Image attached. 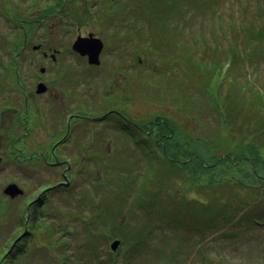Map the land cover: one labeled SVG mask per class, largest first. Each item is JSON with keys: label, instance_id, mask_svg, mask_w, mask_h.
<instances>
[{"label": "rangeland", "instance_id": "rangeland-1", "mask_svg": "<svg viewBox=\"0 0 264 264\" xmlns=\"http://www.w3.org/2000/svg\"><path fill=\"white\" fill-rule=\"evenodd\" d=\"M123 5L126 33L132 32L133 40L124 50L140 53L152 64L148 84L156 91L148 90L157 97V112L174 115L180 126L183 120L187 123L183 132L176 128L169 143L176 147L184 139L186 146L143 155L59 152L67 155L77 180L68 200L74 197V209L69 205L70 211L58 217L60 203L69 194L45 187L60 181V172L40 167L34 158L28 162L39 154L30 144L48 140L47 132L53 129L49 116H36L43 121L36 130L39 134L24 137L36 128L35 116L6 110L7 105L17 107L21 102L12 99L6 78L2 79L0 261L5 252L16 253L21 245L22 264H264V180L256 183L262 192L240 185L230 188L231 180L248 178L244 183L253 184L252 175L258 177V172L264 177V167L256 170L264 166V0H125ZM13 58L0 53V63ZM72 105L67 101L68 110ZM249 147L262 149L250 153L245 151ZM186 149L197 151V160L208 166L218 159H234L232 175L223 185L207 186L214 172L224 180L225 171L215 164L200 181L192 177L191 183L203 187L201 191L191 187L179 167L185 163ZM259 155L262 161L253 162L251 158ZM10 183L24 194L5 195ZM256 198H263L261 206L254 204ZM191 201L209 204L208 213L214 215L230 202L235 211L229 220L203 228L205 211L195 212L193 218L191 211L190 217L184 213L185 203ZM117 239L121 243L113 251L110 244Z\"/></svg>", "mask_w": 264, "mask_h": 264}, {"label": "flooded vegetation", "instance_id": "flooded-vegetation-1", "mask_svg": "<svg viewBox=\"0 0 264 264\" xmlns=\"http://www.w3.org/2000/svg\"><path fill=\"white\" fill-rule=\"evenodd\" d=\"M123 4L125 0H0V53L15 56L6 64L1 61L4 76L0 75V83L6 78V90L21 102L17 107L7 105L6 110L35 116L36 128L23 133L24 137L39 134L36 130L43 121L36 116H49L53 129L47 132L48 140L30 144L39 154L28 162L34 158L40 167L60 172V181L45 187L69 194L60 203L58 217L74 209V197L70 203L68 200L77 180L67 155L60 157L59 152L140 151L143 155L159 148L166 152L186 146L184 139L176 147L169 143L176 128L183 132L187 123L183 120L180 126L174 115L157 112V97L148 90L156 91L148 84L152 64L140 53L124 50L133 40L132 32L126 33ZM94 40L103 43L96 63L89 56L94 52L90 48ZM79 41L87 45L83 53L75 48ZM27 56L37 58L22 63ZM67 101L73 110H68ZM61 107L63 112L58 111ZM26 149H30L28 143ZM74 218L72 224L76 225Z\"/></svg>", "mask_w": 264, "mask_h": 264}, {"label": "trees", "instance_id": "trees-1", "mask_svg": "<svg viewBox=\"0 0 264 264\" xmlns=\"http://www.w3.org/2000/svg\"><path fill=\"white\" fill-rule=\"evenodd\" d=\"M255 148H257L258 150L259 149H262V147H249V148H247L245 151H249L250 153L253 151V149H255ZM240 150H242V148H240ZM239 154H241V151H240V153ZM184 155V156H183ZM195 155H198L197 154V151H195V150H189V149H186L185 151H183L182 152V156H183V158L185 159V163H183L181 166H179L182 170H183V172H184V179H185V181L188 183V182H190V183H188L189 185H191V187L193 186V187H198V189L201 191L202 189H203V187H201L199 184H197V185H193V183H191L192 181H193V179H192V177L195 179V180H201L204 176V174L207 172L208 173V171H210V170H212V168H213V165H219V166H221L222 167V171H225V173H223L222 172V174H223V176H222V178L224 179V180H221L220 178H218L216 175H217V173H212V175H211V177H212V180L211 181H209V183H208V185L207 186H209V187H215V186H219V185H223L224 184V182H226V179L227 178H229V175L231 174L232 175V171H233V165H235V164H232L233 163V161H234V159L232 160L231 159V162H227V161H229V160H227V158H225V159H221L220 161H219V159L217 160V163H215V164H213V165H210V166H208V165H205L204 163H203V161H199V160H197V158L195 157ZM229 155H230V153H229ZM255 156V154L253 155V157ZM238 159H240V158H238ZM247 159H249V158H247ZM251 159H253L254 161L253 162H255V161H257L258 160V163H260V161H262V157L259 155V157H256V158H251ZM261 159V160H260ZM191 161H193L192 163H191ZM236 163H238V162H236ZM257 163V164H258ZM223 164H225V165H223ZM239 164V163H238ZM263 165H264V163H263ZM127 166V165H126ZM174 166V165H173ZM263 167L264 166H258V168L256 167V170L258 171V170H261V169H263ZM243 172V171H242ZM256 175H258V177H256V176H254V175H252V178H253V180L251 181V182H253V184H246V183H244V181L245 180H248V178H246L245 180H243V181H238L237 182V180H231L230 181V188H231V190H232V185H234V186H236V189H237V187L240 185V186H242L243 188H253V190L255 191V192H262L261 191V186L262 185H256V183L258 184L260 181H262V180H264V179H262V178H264L263 176H261L260 174H258V172H257V174ZM250 176V175H249ZM247 177V176H246ZM215 179V180H214ZM130 180V179H129ZM249 181V180H248ZM194 182V181H193ZM251 186V187H250ZM187 187H188V185H187ZM221 187V186H220ZM126 188H127V185H126ZM149 191V190H148ZM148 191L146 192V195H147V193H148ZM233 191H234V194H235V189L233 188ZM264 193V191L261 193V194H263ZM149 195V194H148ZM230 195H232V194H230ZM231 197V196H230ZM229 197V198H230ZM150 198V197H149ZM263 202V198H256L255 200H254V204L256 205V204H258V203H260L258 206H261V203ZM195 206H197V210L195 211L193 208L195 207ZM208 207H209V204H206V203H204V202H201V204L200 205H198V203L196 202V201H191L190 203H189V205L187 204V203H185V210H184V213L185 214H187V216H189L188 214L190 213V211H191V213H190V215H191V218H193L194 216H195V212H200V211H205L204 212V214H205V217H204V221H203V224H202V227L204 228V227H206V225H209V224H212V223H215V222H221V221H219V220H229V218H230V216L232 215V214H230V213H232V212H234L235 211V203H232V202H230V203H228V204H226L224 207H221L220 209H218L217 211H216V214L214 215L213 213H208ZM254 207V206H253ZM200 208V209H199ZM255 215V214H254ZM190 217V216H189ZM248 221H250V218H248L247 219ZM253 223L255 224L256 223V217H254L253 218ZM189 224H192L191 223V221H190V223ZM25 251V249H21V245H19V246H17V252L16 253H12L11 255H10V253L8 252H5L4 254H3V256L2 257H4L3 258V260L2 261H0V264H22L21 263V259H20V256H22L23 255V252Z\"/></svg>", "mask_w": 264, "mask_h": 264}, {"label": "water", "instance_id": "water-1", "mask_svg": "<svg viewBox=\"0 0 264 264\" xmlns=\"http://www.w3.org/2000/svg\"><path fill=\"white\" fill-rule=\"evenodd\" d=\"M87 47L86 44H84L83 42H77L75 48L79 51H81L82 53L84 52L83 50ZM103 47V43L102 41L100 40H94L92 41V44L90 45V48H92L94 50V52L92 53H89V56H90V62H98V56H99V52L101 51ZM39 90H42V89H39ZM4 194L5 195H8L10 196L11 198H14L18 195H23L24 194V191L15 183H11V184H8L5 189L3 190ZM120 240L117 239V240H114L112 241V243L110 244V248L115 251L117 250V248L119 247L120 245Z\"/></svg>", "mask_w": 264, "mask_h": 264}]
</instances>
